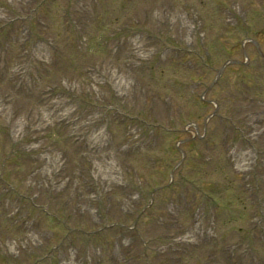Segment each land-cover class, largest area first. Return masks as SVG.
Segmentation results:
<instances>
[{
    "label": "rangeland",
    "instance_id": "obj_1",
    "mask_svg": "<svg viewBox=\"0 0 264 264\" xmlns=\"http://www.w3.org/2000/svg\"><path fill=\"white\" fill-rule=\"evenodd\" d=\"M263 7L0 0V264H264Z\"/></svg>",
    "mask_w": 264,
    "mask_h": 264
},
{
    "label": "trees",
    "instance_id": "obj_2",
    "mask_svg": "<svg viewBox=\"0 0 264 264\" xmlns=\"http://www.w3.org/2000/svg\"><path fill=\"white\" fill-rule=\"evenodd\" d=\"M263 9H264V7H263ZM248 20V19H247ZM245 25V26H247L248 25V21H245V20H241V22L239 23V26H242V25Z\"/></svg>",
    "mask_w": 264,
    "mask_h": 264
}]
</instances>
